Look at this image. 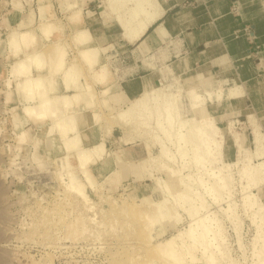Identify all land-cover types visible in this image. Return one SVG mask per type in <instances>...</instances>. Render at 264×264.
<instances>
[{
    "label": "rangeland",
    "instance_id": "obj_1",
    "mask_svg": "<svg viewBox=\"0 0 264 264\" xmlns=\"http://www.w3.org/2000/svg\"><path fill=\"white\" fill-rule=\"evenodd\" d=\"M108 6L115 16L125 8L122 1ZM79 7L83 16L84 0H0V264H264V165L260 166L264 156L253 154L247 121L253 114L264 134V110L257 111L248 97L243 98L247 110H238L237 104L225 110L224 99L218 102L221 107L208 105L207 112L215 117L222 135V164L231 166L224 168L213 162L206 151L196 149L201 139H191L194 116L186 95L241 86L201 75L192 81L165 76L157 86L128 99L116 81L121 66L101 63V51L93 45L98 50L99 65L90 68L84 57L70 21ZM91 7L97 8L96 4ZM45 23L51 27L48 33L43 28ZM23 32L32 33L34 49L16 56L15 46L19 44L11 40ZM244 34L253 38L249 29ZM55 46L61 48L59 57ZM37 54L41 56L33 61L45 65L39 74L56 80L54 98L72 96L63 115L80 110L88 115L87 100L98 106L89 127H100L86 146L100 142L106 128L110 129L105 137L107 156L89 166L95 187L89 183L82 188L88 196L85 202L65 176L67 168L77 172L80 163L70 162V167L62 164L66 151L59 128L53 127L52 138L45 131L52 127L53 118L34 122L23 114L24 107L36 104V100L18 87L25 74L15 73V68ZM60 57L64 58L63 66L57 72L48 69L54 61L57 65ZM102 67L108 77L104 75L99 82ZM70 68L73 70L66 74L64 70ZM30 71L32 76L39 75L34 64ZM67 82L73 88L67 90ZM258 85L264 93V69ZM86 86L90 88H82ZM158 89L178 94L176 127L169 140L163 126L157 128L161 110L152 111L158 104L157 98L153 99ZM59 101L64 108V100ZM143 101L152 107L149 112L142 110ZM149 133L159 138L164 150L148 137ZM179 134H183L180 148ZM36 139L40 141L37 160L33 157ZM237 139L242 140V152L236 146ZM54 140L59 150L48 155ZM148 149L153 162L148 160ZM116 156L122 159L123 168L114 166ZM219 173L225 187L216 185ZM77 178L84 180L79 175ZM161 202V207H154ZM198 220L203 223L196 224ZM203 226L215 234L220 252L215 241L209 242L212 246L207 241L203 246L197 242ZM190 227L194 238L188 234ZM166 240L172 243L160 245ZM201 246L206 247L205 253Z\"/></svg>",
    "mask_w": 264,
    "mask_h": 264
},
{
    "label": "crops",
    "instance_id": "obj_2",
    "mask_svg": "<svg viewBox=\"0 0 264 264\" xmlns=\"http://www.w3.org/2000/svg\"><path fill=\"white\" fill-rule=\"evenodd\" d=\"M84 1L82 19L92 45L101 51V63L121 66L116 81L128 99L157 86L165 76L192 81L201 75L243 88L240 97L224 98L225 110L233 104L247 110V97L257 111L264 110L258 85L264 69V0H158L161 18L135 43L124 39L108 0Z\"/></svg>",
    "mask_w": 264,
    "mask_h": 264
},
{
    "label": "bare ground",
    "instance_id": "obj_3",
    "mask_svg": "<svg viewBox=\"0 0 264 264\" xmlns=\"http://www.w3.org/2000/svg\"><path fill=\"white\" fill-rule=\"evenodd\" d=\"M118 1H122L123 4L125 5V8L118 10V12L116 11L117 12L116 20L120 24L121 26L120 28H122L123 30L124 39L129 43H135L139 38H141L142 35H144V33L146 32V30L154 22H156L159 18H161L163 14L160 2L158 0H108L107 6L108 4L112 5ZM81 11H82L81 7L75 10L70 16V21H71V24H72V27L75 33L77 34L79 44L81 45L82 53L84 57H86V59L88 60V64L91 66L89 67L94 68L96 67V65H99L98 50L92 46V42L89 38V35H87L88 31L84 27ZM44 27L47 28V31H46L47 33H48V30L51 29L48 23H45L43 25V28ZM20 40L22 41L24 40L25 42L20 44L18 43L20 42ZM11 42L15 43V45L19 44L15 46L16 56L18 55L20 51L28 50L30 52L34 49V45H33L34 38L31 32L30 33L29 32L19 33L12 37ZM55 47H56V51L54 52H57L56 56L58 55L59 57V55L61 54L59 53L61 48L60 46L58 47L55 46ZM37 55L31 56V57L28 56L25 60L19 62L18 66H16L15 68V73L25 74L24 78L18 84V87L23 91V94L25 96L30 97L33 100H36L35 102L36 104H33V105L27 104L24 107L23 114L27 115L28 119L30 118V120L34 122L41 121V120L44 121L49 116L50 118H53L54 123L52 127L46 128L45 131L47 133V136H49V138H52L51 130L53 129V127L59 128L58 130L60 131L59 134H60L61 146H64L65 151H66L64 158H62V164H66L70 167V162L80 163V168L77 169V172H75L73 167H70V168H67L65 176L68 179H70V182H71L70 187L74 189L76 194L81 195V198L85 202L88 200V196L83 192L82 188L86 186V184H89V183H90L89 185L95 187L93 184L94 182H92V177L94 176L91 173L89 166L95 165L104 156H107V153L105 150V137L108 135V132L110 129L109 127L106 128V134L104 135L103 138H101L100 142L93 141V142H90V144H87L88 147L86 146V143L87 142L89 143V140L91 141V137L94 135L96 130L100 127L99 125L89 127V123L92 120L96 119V112H97L98 106L96 107V104H93L91 100L89 101L87 100L86 106L89 112L88 115L82 113L81 110L71 113L70 115H67V114L63 115L62 114L63 110L67 109V106L69 105V103H71L70 99L72 98V96L65 95V96H62V98H58V99L54 98L53 94L57 91L56 80L54 78H52L51 80L44 78L39 74L43 69H45V65L33 61L34 58L36 59V57L41 56L40 54H37ZM145 61L147 62V60ZM33 64L35 65L36 71L38 72L37 74L39 75L32 76V74H30L31 73L30 70L32 69ZM63 64H64V58L60 57L58 59L57 65L54 61V64L52 65V67L50 65L48 69L57 72L58 71L57 68L63 66ZM72 70L73 68H70L64 71L66 74H68V73H71ZM19 72H22V73H19ZM102 72L104 74L100 75L99 82H103L102 78H104V75L106 77L108 74L107 69L105 67H102ZM66 84H67L66 86L67 90L73 88L70 84H68V82ZM82 88L88 89L90 87L86 86ZM169 88H171V86ZM77 89L80 90L81 88H77ZM84 89H81V90H84ZM155 91H156L155 92L156 97H154L153 99L157 98V101L155 102H158V104H156V106L152 108V107H149L150 106L149 104H146L143 101L144 103H142V110L148 111L150 110V108H152V111L156 110V112H159L161 110L157 115V118H158L157 128L162 129V126H163L164 135L168 139L171 130L176 127V119L178 116L177 112H178V105H179L178 104L179 103L178 94L176 95V94H171V93H164L162 89H158ZM243 92L244 91L240 87H234V88H229L225 90L221 89L214 93L205 92L202 95L194 91H191V92H188L186 95L187 101L190 107V112L194 116V118L191 120V123L193 124L192 129H191L192 133L189 132L192 136L191 139L192 141H195L197 138L201 139L198 142V144H196V149L206 151L207 152L206 157L207 156L210 157L213 162L223 165L224 168H228L231 165L224 164V162L222 164V161H221L222 159L220 156V153H221L220 140L222 139V135L218 127L215 125V117L211 116L207 112L208 110L207 108L209 104H211L212 106L213 104L222 101V99L224 98H227V99L238 98L243 94ZM80 95L81 93L78 94L77 97H80ZM74 97H76V95ZM60 99L64 100V103H63L64 108L60 107V102H61L59 101ZM104 103L105 105H108L106 101ZM161 114H164V116H162ZM247 121L250 125L251 134L253 137V141H252L254 144L253 154L264 156V134L261 131V125L259 124V122L257 121V119L255 118L253 114H250L247 116ZM165 122L167 123V126H165ZM18 123L20 124V122ZM103 134H104V131H103ZM143 134L147 135L148 133L146 134L144 132ZM149 136L151 137V139H154L157 142H159L158 145H161L162 150L165 149V145L163 143L162 144L160 143L159 138L154 137L155 135H153L152 133L151 134L149 133L148 137ZM182 137H183V134H179V136H177L178 140L180 141L179 148L181 147V144H182ZM150 143H153L152 140H150ZM150 143L148 142V145H150ZM187 143L188 141H184L185 145H187ZM39 144H40L39 139H36L33 144V149L35 150L33 157L35 160H37L36 150L38 149ZM84 146L89 149H83ZM236 146L239 152L244 151L242 140L237 139ZM58 147L59 146L56 144L54 140L48 146L47 154L49 155L50 153L54 151H58L59 150ZM147 154L149 156L148 160L150 159V161L153 162L154 157L151 154V149H148ZM115 162H114V166L116 165L117 167L123 168L124 165L122 163V159L119 156L115 157ZM262 165L264 164L260 163V166ZM166 172L168 173L169 176H171L169 171H166ZM77 175H79L80 177L82 176L84 180L82 181L81 179L77 178ZM121 177H124V174H121ZM216 178L218 180L216 185L221 186V187L226 186V181H224L225 179L222 178V175L220 173L216 176ZM161 206H162V202L154 205V207H158V208ZM199 222L203 223V220L196 221V224H198ZM211 231L212 230L210 227L203 226L202 232L199 233L198 235L197 242H199L200 245H202V242L207 241L209 245V242L215 241V245H216L215 247L220 252V244L219 242H216L217 238L215 234H212ZM188 234L191 238L192 237L194 238L195 235H194V230L192 229V227H190ZM171 243H172V240H166L164 243L162 242L160 245L162 244L169 245ZM202 248L205 253L206 247H202ZM211 264H213V261H211Z\"/></svg>",
    "mask_w": 264,
    "mask_h": 264
}]
</instances>
